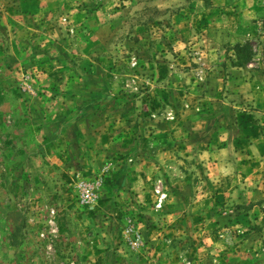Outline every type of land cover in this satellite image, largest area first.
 Masks as SVG:
<instances>
[{"label":"rangeland","instance_id":"374dc122","mask_svg":"<svg viewBox=\"0 0 264 264\" xmlns=\"http://www.w3.org/2000/svg\"><path fill=\"white\" fill-rule=\"evenodd\" d=\"M241 67L264 0H0V264H264Z\"/></svg>","mask_w":264,"mask_h":264},{"label":"crops","instance_id":"0c3cea01","mask_svg":"<svg viewBox=\"0 0 264 264\" xmlns=\"http://www.w3.org/2000/svg\"><path fill=\"white\" fill-rule=\"evenodd\" d=\"M229 71L231 72V74L227 76L228 78L226 81L227 89H230L231 92L239 95L240 98L249 100L250 103L253 105V108L256 111L263 113L264 115V72L262 71L260 72L256 70L246 71L242 67L240 69L233 68V70H229ZM261 124L263 125V128H264V119L262 120ZM227 134L225 135L227 136ZM224 141L227 142V145L225 146L223 145L221 149H218V150L215 149V151H213L212 154L213 155L216 154L215 156L217 158L220 157L223 160H225L226 158L234 159L238 157L240 154L235 151L233 152V154L226 152V151H229L231 147V143H233V140L228 139ZM253 143L256 147H254V145L253 146L251 145V150H249L252 153L251 159L253 160L258 159V158L261 159L262 156L261 154L260 156H258V153L264 143V136L261 135V137L254 139ZM252 149H255V150L252 151ZM216 151H218V154L216 153Z\"/></svg>","mask_w":264,"mask_h":264},{"label":"trees","instance_id":"16d2710c","mask_svg":"<svg viewBox=\"0 0 264 264\" xmlns=\"http://www.w3.org/2000/svg\"><path fill=\"white\" fill-rule=\"evenodd\" d=\"M233 49L235 50L237 60L235 65L243 66L252 59V50L249 42L237 43Z\"/></svg>","mask_w":264,"mask_h":264}]
</instances>
